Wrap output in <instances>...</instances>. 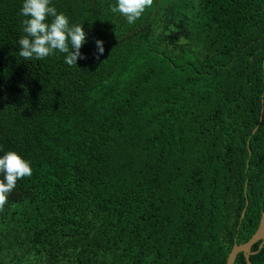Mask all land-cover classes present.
Wrapping results in <instances>:
<instances>
[{
  "label": "trees",
  "instance_id": "obj_1",
  "mask_svg": "<svg viewBox=\"0 0 264 264\" xmlns=\"http://www.w3.org/2000/svg\"><path fill=\"white\" fill-rule=\"evenodd\" d=\"M52 2L87 34L77 65L20 57L22 0H0V154L32 167L0 264H227L264 214V0H153L131 25Z\"/></svg>",
  "mask_w": 264,
  "mask_h": 264
},
{
  "label": "clouds",
  "instance_id": "obj_2",
  "mask_svg": "<svg viewBox=\"0 0 264 264\" xmlns=\"http://www.w3.org/2000/svg\"><path fill=\"white\" fill-rule=\"evenodd\" d=\"M153 0H115L110 5L113 13H119L131 25L151 7ZM22 32L17 41L18 55L25 60L40 61L53 55H63L68 66L84 59L80 52L86 42V32L79 23H70L68 16L58 12L52 0H22L19 9ZM97 58L103 55L104 41L95 40ZM29 160L16 151L0 154V207L15 188L17 180L31 176Z\"/></svg>",
  "mask_w": 264,
  "mask_h": 264
},
{
  "label": "water",
  "instance_id": "obj_3",
  "mask_svg": "<svg viewBox=\"0 0 264 264\" xmlns=\"http://www.w3.org/2000/svg\"><path fill=\"white\" fill-rule=\"evenodd\" d=\"M2 98V90H1V82H0V101ZM263 119V113L261 114L260 121ZM259 125L254 129V132L258 129ZM249 146V142H248ZM247 187V186H246ZM249 204V201L247 200L246 207L243 210L242 213V219L245 216L247 206ZM261 241L259 248L257 250H252V247L255 243ZM264 247V214L261 218L260 225L257 229V231L254 233V235L245 243L241 244H235L229 253L227 264H235V261L237 259V256L240 252H243L247 261V264H252L251 262V255H255L260 252V250Z\"/></svg>",
  "mask_w": 264,
  "mask_h": 264
},
{
  "label": "flooded vegetation",
  "instance_id": "obj_4",
  "mask_svg": "<svg viewBox=\"0 0 264 264\" xmlns=\"http://www.w3.org/2000/svg\"><path fill=\"white\" fill-rule=\"evenodd\" d=\"M161 1V0H160Z\"/></svg>",
  "mask_w": 264,
  "mask_h": 264
}]
</instances>
